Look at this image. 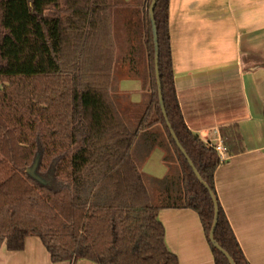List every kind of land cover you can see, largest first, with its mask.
Returning a JSON list of instances; mask_svg holds the SVG:
<instances>
[{"label":"trees","instance_id":"1","mask_svg":"<svg viewBox=\"0 0 264 264\" xmlns=\"http://www.w3.org/2000/svg\"><path fill=\"white\" fill-rule=\"evenodd\" d=\"M37 1L0 0V248L21 251L27 237H37L52 263L178 264L165 246L157 214L191 209L215 264H229L208 238L214 214L209 191L180 152L160 110L151 0L145 1L149 75L140 78L129 60L134 64L130 73L148 88L150 99L144 106L128 102L123 111L112 97L115 44L109 0ZM56 6L57 12L47 13ZM154 19L168 121L216 197L214 173L222 162L188 130L175 94L168 0L157 1ZM155 125L162 133L152 130ZM221 136L236 149L235 130ZM155 148L165 150L164 161L177 163L178 176L156 179L142 172ZM37 158L35 171L43 183L27 172ZM217 204L214 240L235 264H248Z\"/></svg>","mask_w":264,"mask_h":264},{"label":"crops","instance_id":"2","mask_svg":"<svg viewBox=\"0 0 264 264\" xmlns=\"http://www.w3.org/2000/svg\"><path fill=\"white\" fill-rule=\"evenodd\" d=\"M121 1L142 15L145 0ZM168 32L175 94L188 130L204 143L223 142L231 129L239 137L236 149L223 142L229 154L215 170L214 188L247 263L264 264V0H168ZM122 80H137L142 97L131 99ZM118 89L131 104L147 103L139 77L119 79ZM152 130L162 133L160 125ZM165 154L155 148L142 172L178 176L177 163L164 161ZM157 219L178 264H215L195 211L162 209ZM0 264L96 263H52L41 240L27 237L21 251L2 245Z\"/></svg>","mask_w":264,"mask_h":264},{"label":"rangeland","instance_id":"3","mask_svg":"<svg viewBox=\"0 0 264 264\" xmlns=\"http://www.w3.org/2000/svg\"><path fill=\"white\" fill-rule=\"evenodd\" d=\"M42 1L43 0H38V5H41ZM109 3L111 6V35L115 44V61L113 64L112 75L116 86L113 89L112 97L115 104L118 105L121 111H123L125 110L129 99L125 94L119 91L117 82L121 78L133 77L129 70L134 64L129 63V60L135 62V68L140 78H144L149 75L145 47L147 27V19L145 17L146 8L144 4L142 9H140L142 15L138 16L135 14L136 7L127 6V8H125L126 5L123 4L121 0H109ZM57 10V6L49 8L47 13L53 14L57 12ZM123 56H126V59L124 63H121L119 60ZM121 82L123 83V86H128V95L131 99H139V97H142V92H140V89L137 88V80H122ZM146 89L144 91L147 93L148 103L150 99V91L148 88ZM34 173L40 178V181L45 182L36 174V171Z\"/></svg>","mask_w":264,"mask_h":264},{"label":"water","instance_id":"4","mask_svg":"<svg viewBox=\"0 0 264 264\" xmlns=\"http://www.w3.org/2000/svg\"><path fill=\"white\" fill-rule=\"evenodd\" d=\"M158 0H151L149 8H148V18H149V22L151 25V30H152V35H153V44H154V64H155V79H156V85H157V93H158V102H159V106H160V110L161 113L163 115V118L166 122L167 128L170 132L171 137L173 138V140L175 141L177 147L179 148L180 152L182 153V155L185 157V159L188 162V165L190 166V168L192 169L194 175L196 176L197 180L199 181V183L201 185H203L210 194V197L212 199L213 202V206H214V214H213V221H212V225L210 228V232H209V241L212 244V246L214 248H216L222 255H224L226 257V259L228 260L229 264H235L234 260L229 256V254L224 251L218 244L217 242L214 240V231L217 225V221H218V215H219V210H218V204H217V199L214 195V193L209 189L208 185L204 182V180L201 178V176L199 175L198 171L195 169L193 163L190 161V159L188 158L186 152L184 151V149L181 147V145L178 142V139L175 136L174 131L171 128V125L168 121L167 118V114L165 112V108H164V103H163V98H162V88H161V83H160V75H159V47H158V37H157V29H156V25H155V19H154V8L155 5L157 3ZM38 163V158L35 160L33 166L28 169V174L33 177L34 179H36L37 181L43 183L42 181H40L39 177H37L35 175V170H36V166Z\"/></svg>","mask_w":264,"mask_h":264},{"label":"built area","instance_id":"5","mask_svg":"<svg viewBox=\"0 0 264 264\" xmlns=\"http://www.w3.org/2000/svg\"><path fill=\"white\" fill-rule=\"evenodd\" d=\"M205 144L217 153L221 162L226 160V147L221 139L216 142H206Z\"/></svg>","mask_w":264,"mask_h":264}]
</instances>
